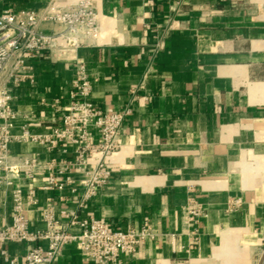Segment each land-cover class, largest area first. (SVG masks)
Masks as SVG:
<instances>
[{
    "label": "crops",
    "instance_id": "crops-1",
    "mask_svg": "<svg viewBox=\"0 0 264 264\" xmlns=\"http://www.w3.org/2000/svg\"><path fill=\"white\" fill-rule=\"evenodd\" d=\"M76 1L2 0L0 11ZM92 2L97 39L28 61L34 81L14 92L13 133L26 126L46 135L61 126L76 68L84 65L95 107L131 114L111 159L110 183L80 217L119 231L151 224L155 239L124 264H258L264 253V0ZM41 30L57 34L64 27L45 22ZM62 148L66 155H48L36 143L10 145L15 157L45 160L71 157L77 146ZM46 184L44 171L15 180L37 199L28 212L34 228L43 227L48 201L57 214L77 210L79 195L46 190ZM198 206L204 215L194 224L186 211ZM12 212L11 188L2 186L0 226L11 222ZM27 249L8 246L20 260ZM0 264L8 263L0 258ZM56 264L93 263L70 245Z\"/></svg>",
    "mask_w": 264,
    "mask_h": 264
},
{
    "label": "built area",
    "instance_id": "built-area-1",
    "mask_svg": "<svg viewBox=\"0 0 264 264\" xmlns=\"http://www.w3.org/2000/svg\"><path fill=\"white\" fill-rule=\"evenodd\" d=\"M45 22L59 24L64 31L44 33L41 25ZM99 32V14L92 0H78L63 7L52 2L43 11H0V188H11L13 200L11 222L0 226V258L8 264H56L57 257L70 245H76L82 257L93 264H124L126 256L155 239L149 223L138 231H119L78 214L109 185L111 159L121 148L123 124L131 114L130 110L114 112L95 107L91 101L92 83L84 65L76 68L61 126L46 135H37L26 126L20 135L13 133L18 117L13 108L14 92L34 81L28 61L44 53L60 56L69 49L88 45ZM15 141L40 144L48 155H66L67 150L62 148L65 144L76 145L77 149L71 157L53 156L49 160L39 154L15 157L10 151ZM40 171L47 176L44 189L62 192L69 188L73 197L80 198L77 210H62L59 214L48 201L42 211L43 227L34 228L28 212L37 199L32 190L24 195L15 180L33 179ZM186 214L194 224L204 215L199 206L187 209ZM10 244L28 246L22 260L9 253Z\"/></svg>",
    "mask_w": 264,
    "mask_h": 264
},
{
    "label": "water",
    "instance_id": "water-1",
    "mask_svg": "<svg viewBox=\"0 0 264 264\" xmlns=\"http://www.w3.org/2000/svg\"><path fill=\"white\" fill-rule=\"evenodd\" d=\"M263 261H264V253H263V255H262V257H261V259H260V261H259V263H258V264H262V263H263Z\"/></svg>",
    "mask_w": 264,
    "mask_h": 264
}]
</instances>
